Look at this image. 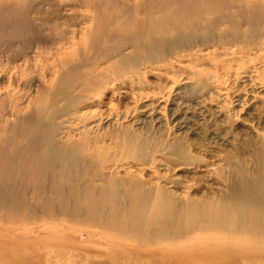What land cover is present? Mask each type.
Masks as SVG:
<instances>
[{"label": "rangeland", "instance_id": "rangeland-1", "mask_svg": "<svg viewBox=\"0 0 264 264\" xmlns=\"http://www.w3.org/2000/svg\"><path fill=\"white\" fill-rule=\"evenodd\" d=\"M73 1L0 0V147L23 140L25 128L42 119V113L67 107L66 92L92 80V87H103L99 93L67 111L103 127L109 118L122 115L93 139L95 157L109 160L114 175L146 182L160 176L161 185L177 182L166 187L178 195L215 201L225 196L229 182L243 174L250 179L259 175L264 160V46L250 57L203 50L162 63L161 56L127 50V60L110 59L93 48L107 37L108 18L88 11L95 0ZM99 1L108 11L119 9L114 0ZM115 25L121 36L128 35L126 40L136 27L124 18ZM200 69L208 79L203 84L192 77ZM156 116L161 123L152 122ZM135 120L141 123L134 128L152 135V146L160 150L152 159L156 168L109 137L111 130ZM180 122L189 128L181 137L194 159L174 162L164 148L181 139L174 135ZM21 190L32 199L30 188ZM99 231L93 224L69 221L65 212L14 213L1 206L0 264H264V237L215 233L179 248L140 246L107 236L114 246L91 237Z\"/></svg>", "mask_w": 264, "mask_h": 264}, {"label": "bare ground", "instance_id": "bare-ground-1", "mask_svg": "<svg viewBox=\"0 0 264 264\" xmlns=\"http://www.w3.org/2000/svg\"><path fill=\"white\" fill-rule=\"evenodd\" d=\"M145 1L114 0L119 9L111 11L99 0L88 3V11L108 18L109 24L107 37L97 38L93 48L110 59L127 60L129 54L124 52L129 50L161 56V62L167 63L168 57L181 61L203 50L250 57V52L256 54L264 46V0ZM120 18L136 24L127 40L128 35L121 36L116 30ZM192 77L200 84L208 80L201 69ZM91 82L73 86L72 92L65 93L67 107L42 113V119L25 128L23 140L0 147V207L14 213L65 212L69 221L98 226L100 231L91 237L114 246L115 240L107 236L140 246L179 248L215 233L242 239L264 237V160L255 179L243 174L241 180L229 182L225 196L216 201L178 195L166 187L177 182L161 185L160 176L155 182L118 177L107 167L109 160L95 157L97 141L93 139L122 115L109 118L103 127L98 121L85 123L84 117L73 118L77 113L67 111L69 105L89 99L103 88L94 89ZM157 116L152 122L159 124L161 117ZM138 122L111 130L109 137L114 144L138 152L140 161L156 168L152 159L160 150L152 146V135L134 128ZM142 122L147 123V117ZM78 124L82 125L75 128ZM176 128L174 135L181 139L169 142L164 151L174 162L193 160L181 137L189 129L187 123L180 122ZM212 137L219 141L215 134ZM25 188L31 189L32 199L21 190ZM81 234L88 236L84 231Z\"/></svg>", "mask_w": 264, "mask_h": 264}]
</instances>
